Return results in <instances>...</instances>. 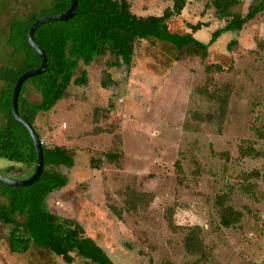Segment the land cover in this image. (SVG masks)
I'll use <instances>...</instances> for the list:
<instances>
[{
    "label": "rangeland",
    "instance_id": "374dc122",
    "mask_svg": "<svg viewBox=\"0 0 264 264\" xmlns=\"http://www.w3.org/2000/svg\"><path fill=\"white\" fill-rule=\"evenodd\" d=\"M51 1L0 0V66L17 67L23 61L22 55L11 56L7 45L11 22ZM129 1L138 15H161L173 2ZM206 2L189 0L170 28L185 32L190 31L188 23H207L195 36L208 42L212 31L225 22L206 8ZM243 2L245 12L249 0ZM232 40L237 44L230 49ZM209 51L205 60H178L171 44L140 41L130 68L110 70L115 83L107 88L102 87L104 59L89 66L81 63L76 75L86 70L89 83L73 84L53 110L36 118L42 140L66 145L75 161L63 169L68 185L46 197V209L78 220L86 236L95 239L116 264H189L195 258L187 254L184 237L194 226L203 229L211 255L206 264H264V158L240 155L245 141L264 149V137L256 132H264V13L240 32L222 34ZM213 62L224 69L209 89L232 90L223 123L205 116L214 113L218 103L201 92L208 80L205 66ZM3 87L0 82V91ZM26 89L28 100L41 101L32 83ZM4 121L0 111V125ZM116 137L121 138L117 145ZM109 152L118 157L110 160ZM177 160L182 173L176 169ZM11 165L16 168L8 172ZM30 171L0 158V173L6 177L25 178ZM127 187L136 191L139 207L120 218L110 206L124 205L119 191ZM221 195H229L227 205L243 214L229 228L220 223L216 201ZM0 201L7 202L1 196ZM10 229L0 223V264H67L34 246L24 254L11 253ZM82 262L76 258L72 264Z\"/></svg>",
    "mask_w": 264,
    "mask_h": 264
},
{
    "label": "trees",
    "instance_id": "16d2710c",
    "mask_svg": "<svg viewBox=\"0 0 264 264\" xmlns=\"http://www.w3.org/2000/svg\"><path fill=\"white\" fill-rule=\"evenodd\" d=\"M189 0H173L161 15H138L133 12L129 0H78L76 14L67 21H51L41 24L35 31L34 39L44 50L48 65L44 73L28 78L22 85L19 96L20 115L35 128L37 116L49 112L57 103L64 99L69 88L74 84L84 86L89 83L86 70L76 75L80 64L91 65L98 59H104L106 69L102 87L107 88L115 83L111 69L126 65L130 68L138 42L156 40L171 44L176 51L178 60L187 57H209V48L226 32H240L250 21L264 13V0H249L247 10L243 12V0H207L206 8H211L217 19L224 25L214 29L208 42L195 36L207 23L198 21L188 23L190 31L178 32L170 28V21L181 15ZM71 0H52L51 3L38 11H34L23 19H16L9 27L7 45L11 56L22 55L23 61L17 67L0 66V82L4 87L0 91V111L5 117L0 125V158L13 164H21L31 170L30 177L37 165V153L29 131L14 117L12 111V95L15 83L20 75L41 66L39 53L30 45L28 31L40 17L57 15L66 12ZM237 44L236 40L229 43V48ZM219 63L206 64L208 75L206 85L201 87L210 100L216 101L218 107L214 113L205 115L210 119L218 117L223 123L229 109L231 87H216L215 76L223 71ZM32 83L40 92L41 101L32 102L25 97L27 84ZM96 121H99V109H95ZM200 118H203L199 114ZM102 130L98 127L97 131ZM259 136L264 132L256 129ZM40 137V136H39ZM41 138V137H40ZM42 139V138H41ZM118 139V140H117ZM43 141V140H42ZM121 142L115 138V145ZM246 142V141H245ZM240 147L242 157H263L264 149H256L253 144ZM44 170L38 181L29 186H10L0 181V196L7 202L0 201V223L10 225L9 250L14 254L27 253L31 247L44 249L62 258L67 264L80 258L82 264H116L108 252L92 237L86 236L81 223L73 218L63 217L46 209V197L52 192L66 187L69 176L63 171L71 168L74 154L66 145H48L43 141ZM110 160L118 157L117 153L109 152ZM178 173L183 172L179 160L175 163ZM13 165L6 170L11 172ZM244 175V180H248ZM180 181H183L181 177ZM124 196V205L111 209L118 217L123 212L133 211L139 207L136 191L127 187L119 191ZM229 195L218 197L216 204L220 213V223L229 228L242 219V212L232 205H227ZM173 211L170 212V220ZM21 218L22 220H20ZM171 225H173L172 221ZM202 227L194 226L184 237V247L188 255L195 259L189 264H206L210 252L202 237Z\"/></svg>",
    "mask_w": 264,
    "mask_h": 264
},
{
    "label": "water",
    "instance_id": "95a60500",
    "mask_svg": "<svg viewBox=\"0 0 264 264\" xmlns=\"http://www.w3.org/2000/svg\"><path fill=\"white\" fill-rule=\"evenodd\" d=\"M77 9H78V0H71L70 8L66 12H63L57 15H47V16L40 17L31 25L28 31L29 43L39 53L42 63L40 67L36 69L28 70L18 77L15 83L14 89H13L12 111H13V115L15 119L21 125L26 127V129L30 133V136L33 139L36 153H37V165H36V169L34 173L26 179H16V178H11V177H6L0 173V181L7 185H10V186L32 185L33 183L39 180L44 170L43 141L39 137L34 126L29 121L24 119L20 115V112H19V96H20L22 85L28 78L44 73L48 65V59H47V56L44 50L37 44V42L34 39L35 31L41 24L46 23V22L69 20L76 14Z\"/></svg>",
    "mask_w": 264,
    "mask_h": 264
}]
</instances>
